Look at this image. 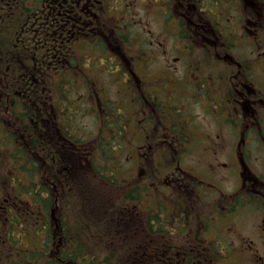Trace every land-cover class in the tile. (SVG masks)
<instances>
[{"label": "flooded vegetation", "instance_id": "af4514ba", "mask_svg": "<svg viewBox=\"0 0 264 264\" xmlns=\"http://www.w3.org/2000/svg\"><path fill=\"white\" fill-rule=\"evenodd\" d=\"M0 42V178L81 183L120 139L158 264H264V0H0Z\"/></svg>", "mask_w": 264, "mask_h": 264}, {"label": "trees", "instance_id": "16d2710c", "mask_svg": "<svg viewBox=\"0 0 264 264\" xmlns=\"http://www.w3.org/2000/svg\"><path fill=\"white\" fill-rule=\"evenodd\" d=\"M10 51V42H0V73ZM101 149L103 154L93 156L92 166L96 181L105 183H36L40 175L37 160L30 168L21 166L28 183H10L16 192L15 203L5 201L0 187V264L161 262L151 249L152 207L145 222L131 213L138 205L137 189L125 191L122 183H115L118 157ZM18 157L22 161L27 155L18 149ZM48 176L57 181L55 170H48ZM7 177L3 174L1 178ZM13 246L19 250L12 252Z\"/></svg>", "mask_w": 264, "mask_h": 264}, {"label": "rangeland", "instance_id": "374dc122", "mask_svg": "<svg viewBox=\"0 0 264 264\" xmlns=\"http://www.w3.org/2000/svg\"><path fill=\"white\" fill-rule=\"evenodd\" d=\"M158 27H159V28H158V29H159V34L162 35V19H161V15H160V18H159V24H158ZM160 35H159L160 39H164V40H165V37L160 36ZM75 121L78 122L79 127H80L81 129L85 128V129H87V130L89 131V130H93V129L95 128V124H94V122H95L96 120H94V118L91 117V116H84V117H82L81 115L76 114V115H75ZM87 142H89V141H87ZM87 148H88V147H87ZM120 158H121V157H120ZM120 158L115 159V161H119L120 163L117 164V166H121L122 170H124L123 167L126 165V162H125V160H123V157L121 158L122 160H121ZM193 159H195V161H196L197 163H201V162H202V157H201V156L193 157ZM122 165H123V167H122ZM10 168H12V167H10ZM107 173H108V172H107ZM87 179H89L90 181H92V178H91L90 176H87ZM1 187H2L4 190L7 191V189L10 188V183H1ZM12 192H13V191H12ZM4 197H6L9 201L14 200L13 196L10 195V194L7 193V192H6V194H5ZM12 248H13V249H12ZM12 248H11L12 252H14L15 250H19L16 246H13ZM20 250H24V249H20ZM25 250H26V249H25ZM138 256H139V254H138ZM238 264H243V263H242V261H240Z\"/></svg>", "mask_w": 264, "mask_h": 264}]
</instances>
